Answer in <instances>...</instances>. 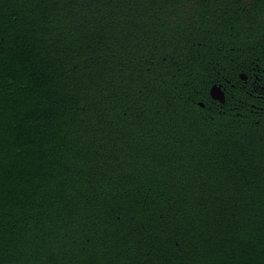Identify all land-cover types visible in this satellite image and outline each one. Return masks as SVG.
Instances as JSON below:
<instances>
[{
  "label": "trees",
  "instance_id": "1",
  "mask_svg": "<svg viewBox=\"0 0 264 264\" xmlns=\"http://www.w3.org/2000/svg\"><path fill=\"white\" fill-rule=\"evenodd\" d=\"M246 14L0 0V264H264V72L248 69L262 54Z\"/></svg>",
  "mask_w": 264,
  "mask_h": 264
},
{
  "label": "flooded vegetation",
  "instance_id": "2",
  "mask_svg": "<svg viewBox=\"0 0 264 264\" xmlns=\"http://www.w3.org/2000/svg\"><path fill=\"white\" fill-rule=\"evenodd\" d=\"M235 3L237 6L246 9V15L248 16L246 20L249 22V25L255 26L252 28V37H254V41L256 40L255 42H257V45H254V52H257L264 56V44H262L260 41L264 40V0H235ZM262 55L257 56L256 59L258 61H255V65L248 68L249 71H251L252 73H258L261 71L264 72V64H261L260 62L262 59ZM241 77L246 79L244 73H241Z\"/></svg>",
  "mask_w": 264,
  "mask_h": 264
},
{
  "label": "water",
  "instance_id": "3",
  "mask_svg": "<svg viewBox=\"0 0 264 264\" xmlns=\"http://www.w3.org/2000/svg\"><path fill=\"white\" fill-rule=\"evenodd\" d=\"M210 95L212 98H214L220 102H224V93L221 90L220 86H217V85L211 86ZM200 105H202V103H200Z\"/></svg>",
  "mask_w": 264,
  "mask_h": 264
}]
</instances>
